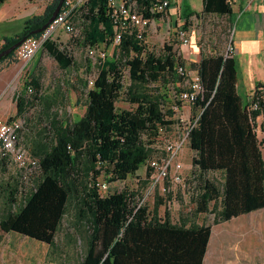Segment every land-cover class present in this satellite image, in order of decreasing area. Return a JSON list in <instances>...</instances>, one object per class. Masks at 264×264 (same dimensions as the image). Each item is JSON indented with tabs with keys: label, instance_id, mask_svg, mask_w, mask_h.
<instances>
[{
	"label": "trees",
	"instance_id": "1",
	"mask_svg": "<svg viewBox=\"0 0 264 264\" xmlns=\"http://www.w3.org/2000/svg\"><path fill=\"white\" fill-rule=\"evenodd\" d=\"M58 1L52 0L42 13L27 18L20 32L4 36L0 51L23 37L38 36L41 32L32 31L48 21ZM202 1L201 12L183 2V27L188 29L193 15H215L224 21L223 32L231 31L232 0ZM84 14L90 21V28L85 25L84 43L95 45L113 36L106 0H90ZM43 47L61 67L72 64L73 58L54 41ZM5 60L18 61L15 50L0 63ZM185 62L172 45L157 54L126 33L86 91L85 113L72 120L57 111L52 120L31 117L29 112L43 99L37 95L41 83L34 75L26 80L15 97L16 115H27L22 137L38 159L39 169L29 177L18 171L16 179L10 177L3 187L0 184V194L6 197L0 229L54 245L70 213V225L83 242L79 264H203L212 224L197 222L199 213L215 210L214 223H220L264 208V138L260 141L257 135L260 117L264 129V81H258L244 101L238 89L236 53L224 51L220 44L203 43L199 59L191 63L203 85L196 102L199 118L189 134L194 151L191 171L198 183L189 190L194 216L182 213L178 221H172L169 210L159 214L163 196L150 210L146 204L138 206V191L126 188L102 194L100 186L102 176L110 182L116 176L135 174L152 157L162 128L178 122L169 107L168 91L182 89L178 84L184 75L178 66ZM122 65L128 68V85ZM153 83L169 86L168 91ZM28 84L33 93L27 92ZM122 95L133 105L130 109L116 107ZM33 131L36 134L27 140ZM7 164L0 160V169ZM207 171H220L222 183L204 178Z\"/></svg>",
	"mask_w": 264,
	"mask_h": 264
},
{
	"label": "rangeland",
	"instance_id": "2",
	"mask_svg": "<svg viewBox=\"0 0 264 264\" xmlns=\"http://www.w3.org/2000/svg\"><path fill=\"white\" fill-rule=\"evenodd\" d=\"M16 1L18 0L11 1L8 4V12L4 13L15 17L0 25V34L6 32L5 30L9 35L20 32L25 20L33 14L42 13L46 5L52 0H30V2L25 0L23 4H15ZM188 1L196 7H200L202 4V0ZM22 14H25L24 18ZM183 24L184 20L180 18V14L170 11L167 16L160 18L153 30L148 33L145 45L148 50L157 54L161 53L167 45H172L174 50L186 60L183 66L189 72V76L194 73L191 63L199 59V56L194 55L193 51L200 49L203 43H206L208 47H215L220 44L224 51L231 43L234 44L231 42L232 30L223 32L224 21L215 15L192 18L187 29V36L190 37V42L187 44H184L178 36V30ZM86 26L90 28V22L86 23ZM83 33L86 35L85 30ZM84 40L83 37L75 40L65 32H60L55 36L53 41L61 50L73 58V62L68 68L61 67L44 47L40 48L28 62L21 60L1 62L0 72L5 73V76L0 83V115L4 117L16 115L15 91H21L24 82L31 79L33 75L40 79L41 86L37 95L43 99L31 109L29 112L31 117L52 120L56 111L60 117L66 120H72L83 115L86 110V91L91 87L89 83L88 86L84 87V82L94 77L99 67L103 66L104 60L112 57L116 50V46L109 45L112 37L96 43L97 46L94 47L97 50L94 54L89 51L93 45L84 43ZM103 52H105L104 56L101 55ZM241 59L244 67L249 64L248 62L255 66L256 63L259 66L261 63L259 54L253 55L250 59L243 55ZM121 68L123 69L124 83L128 85L130 84L128 68L123 65ZM248 82L247 77L246 84ZM153 85L166 92L169 88L162 83H153ZM173 90L168 92L172 93ZM240 93L244 98L246 91L243 90V87H240ZM46 99L48 100L46 101ZM247 99L245 100L247 101ZM115 105L117 108L127 109L133 106L124 95ZM199 112L200 109L196 104L185 101L175 115L179 122L162 128L159 138L153 144L152 158L160 157L163 153L164 140H173L179 132L184 133L187 125ZM181 118L184 119L183 122L180 121ZM261 122L262 117L258 118L257 126V135L260 141L264 138ZM34 131L26 137L27 140L30 141L31 137H34L36 134ZM261 146L264 149L263 141ZM193 155L194 151L190 148L188 141L178 155L179 161L183 163L182 172L186 185L170 184L169 190L165 192L158 185L152 187L147 174L149 167L144 164L135 174L116 176L110 182L102 176L100 182L107 184L106 189H101L102 194L120 192L126 188L135 190L139 192V200L144 198V202L150 210L154 209L158 196H163L164 203L159 206L160 215H164V212L169 210L173 221H178L182 213L194 216L195 206L190 191L192 188L198 187V183L196 182L189 188L187 182L192 173ZM4 167L5 169H3ZM4 167L0 169L2 187L6 185L10 177L16 179L18 172L13 165L7 164ZM204 178L215 181L218 185L223 181L220 171H207L204 173ZM11 183L14 184L15 182L12 181ZM5 199L6 197L0 194V209L4 207ZM209 204L210 209L214 207V201ZM215 217V210L199 213L195 217L199 223L212 224V233L204 264H264V208L220 223H214ZM70 223L71 214L68 213L56 234L54 245L0 229V264H79L83 255V242L79 235L74 232Z\"/></svg>",
	"mask_w": 264,
	"mask_h": 264
},
{
	"label": "built area",
	"instance_id": "3",
	"mask_svg": "<svg viewBox=\"0 0 264 264\" xmlns=\"http://www.w3.org/2000/svg\"><path fill=\"white\" fill-rule=\"evenodd\" d=\"M89 1L64 0L56 17L38 36L25 37L15 49V57L18 60L28 62L46 42L53 41L60 32L69 34L75 40L82 37L84 39L83 30H85L86 23L90 22L84 14ZM262 5L264 10V0H262ZM106 6L107 15L111 19L114 30L112 41L109 43L110 46L117 47L126 33L134 35L139 45H145L148 33L153 30L157 21L167 16L171 10L179 13L180 18L184 20L181 15V0H106ZM183 26L178 30V36L184 44H187L190 42V37L187 36V30ZM94 46L97 44L89 49L92 54L97 50ZM227 49L231 53L236 52L235 45L232 43ZM101 55L104 56L105 52ZM178 71L184 75V81L178 84L182 89L172 88L174 90L171 93L172 102L169 107L175 111V115L182 107L178 101H181L182 104L185 101L196 104L203 93V85L197 71L194 70L192 76H189V72L182 65L178 66ZM94 77L88 79L90 85H93ZM27 92H34L32 85H27ZM18 94L19 91H15V97ZM198 118L199 115L187 125L186 131L184 133L179 132L175 139H165L162 155L158 158L151 157L145 163L149 167L147 174L152 187L158 185L165 192L169 190L170 184L186 185L182 172L183 163L179 161L178 155L189 141L190 131L197 123ZM180 121L183 122L184 119L181 118ZM26 124L27 115L25 114L9 117L0 115V160L15 166L24 177H29L39 169V161L23 141L22 132ZM187 182L190 188L197 182L196 175L191 173ZM100 186L101 189L107 188L106 183H102ZM142 204H145L144 198L139 201L138 206Z\"/></svg>",
	"mask_w": 264,
	"mask_h": 264
},
{
	"label": "crops",
	"instance_id": "4",
	"mask_svg": "<svg viewBox=\"0 0 264 264\" xmlns=\"http://www.w3.org/2000/svg\"><path fill=\"white\" fill-rule=\"evenodd\" d=\"M11 1L13 0H7L6 2L0 4V25L5 24L9 19H13L15 17L14 15L4 14L8 12V4ZM184 1H187L190 4L188 0H181V5H183ZM19 3H25V0H18L15 2V4ZM190 5L192 9L198 12H201L203 9V1L200 7H196L194 4ZM232 9V39L235 45V49L237 48L238 50H236V53L238 52L236 56L239 61L238 89L239 93L240 87H243V90L246 91V95L243 98V100L246 101L245 99L248 98L247 96L255 88L256 83L258 81H264V10L262 0H232ZM171 12L174 11L171 10ZM24 16L25 14H22L23 18ZM193 17H195V15H193L192 18ZM5 31L6 32L0 34L1 43H3L4 41V36H10L9 34H7V30ZM193 52L194 55L199 56L200 49H195ZM255 54H259V57L261 58L260 66L258 63H256L255 66L248 62L249 64L244 67L241 57L244 55L246 58L248 57L250 59V57ZM4 76L5 73L3 74V72H0V83L3 81ZM247 77L249 79V82L246 84ZM240 94L242 96V93ZM199 113L197 115H199ZM205 257L203 260V264L205 262Z\"/></svg>",
	"mask_w": 264,
	"mask_h": 264
},
{
	"label": "water",
	"instance_id": "5",
	"mask_svg": "<svg viewBox=\"0 0 264 264\" xmlns=\"http://www.w3.org/2000/svg\"><path fill=\"white\" fill-rule=\"evenodd\" d=\"M64 0H59L58 1V4L56 6V8L54 9L51 17L48 19V21L43 24L41 27L37 28V29H34L32 32L33 33H36V32H41L45 29V27L56 17V15L58 14V12L60 11L61 9V6L63 4ZM25 39V37H23L22 39H20L19 41H17L16 43L12 44L11 46L3 49L2 51H0V59L3 57V56H6L8 55L10 52L14 51L20 44L21 42Z\"/></svg>",
	"mask_w": 264,
	"mask_h": 264
}]
</instances>
